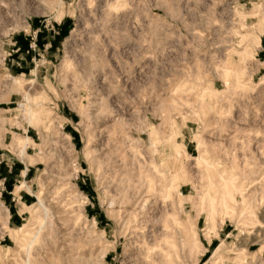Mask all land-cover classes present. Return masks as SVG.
Segmentation results:
<instances>
[{"label": "rangeland", "instance_id": "374dc122", "mask_svg": "<svg viewBox=\"0 0 264 264\" xmlns=\"http://www.w3.org/2000/svg\"><path fill=\"white\" fill-rule=\"evenodd\" d=\"M0 264H264V0H0Z\"/></svg>", "mask_w": 264, "mask_h": 264}, {"label": "bare ground", "instance_id": "6f19581e", "mask_svg": "<svg viewBox=\"0 0 264 264\" xmlns=\"http://www.w3.org/2000/svg\"><path fill=\"white\" fill-rule=\"evenodd\" d=\"M27 140V139H26ZM25 149H26V141L23 143V145H22V147H21V154L24 156L25 155ZM224 178V177H223ZM222 178V179H223ZM233 187V186H232ZM235 188V187H234ZM28 189V188H27ZM216 189V188H215ZM219 190H221V189H219ZM219 195V194H218ZM220 200V199H219ZM39 203H40V205H43L42 204V201L41 200H39ZM43 207V210H44V214L46 215L47 213H48V209H47V207H45L44 205L42 206ZM210 233V232H209ZM29 263V262H28Z\"/></svg>", "mask_w": 264, "mask_h": 264}]
</instances>
